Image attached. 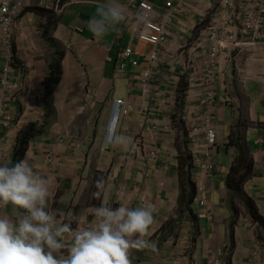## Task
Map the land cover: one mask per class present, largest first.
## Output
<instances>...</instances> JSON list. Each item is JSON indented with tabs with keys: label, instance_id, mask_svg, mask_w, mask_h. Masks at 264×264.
Returning a JSON list of instances; mask_svg holds the SVG:
<instances>
[{
	"label": "crops",
	"instance_id": "obj_1",
	"mask_svg": "<svg viewBox=\"0 0 264 264\" xmlns=\"http://www.w3.org/2000/svg\"><path fill=\"white\" fill-rule=\"evenodd\" d=\"M56 1L47 0V9H55ZM182 1L186 5L185 12L173 26L172 38L154 68L151 82L154 101L147 100L141 82L151 69L147 57L154 47L135 36L136 20H128L126 16L120 25L101 39L92 34L88 22L95 14L96 3L104 0H74L64 6L61 23L54 35L55 47L66 52L63 80L55 92L56 117L46 133L32 140L25 160L36 172L49 177L52 182L50 206L71 211L72 217L61 216V220L71 223L73 228L88 226L92 207L99 206L102 200L113 206L116 201H122L131 205L143 203L154 208L155 222L148 238L155 244L163 228L177 217L181 196L180 152L177 148L180 132L174 125L173 115L179 86L176 85V77H183L185 71L177 64L179 60L175 59L174 53L182 42L195 38L197 31L209 21L221 3V0H149L159 10L165 9L170 2L178 5ZM122 2L125 3L124 0ZM39 24L44 26L47 20L28 13L14 28L13 45L21 65H14L10 76L6 114L13 118L12 122L16 121L0 134V162L12 161L18 136L24 128L32 123L43 124L45 120V111L38 97L45 90V82L51 72L50 63L56 55V50L52 49L56 48H51L53 44L41 39L43 32ZM129 47L141 55L125 59L123 54ZM206 52L193 53L199 76H203L201 68ZM136 60L140 61L138 67L133 65ZM122 63L127 67L126 73L121 75L118 70ZM4 65L0 29V80ZM207 88H210L208 82L200 80L189 90L188 125L192 126V121L200 119L210 106L204 101ZM217 89L218 98L212 107L214 126L220 138L219 170L212 178L199 166L193 170L197 186L206 185L211 190L207 205L196 210L200 233L190 258L192 264H226L231 245L230 224L234 216L231 200L238 198L226 184L238 156L237 148L229 145L235 130L238 131L236 137H242L241 141L249 148L255 163L245 191L256 200L264 215L262 52L243 57L224 56ZM118 99H124L132 107L130 114L122 120L119 132L130 139L126 149L105 142L106 130L109 124L112 125ZM147 102L153 106L149 115L144 112ZM189 149L195 156V162L205 154L203 142L194 141L192 134ZM100 177L105 181V188L101 197H94L96 180ZM235 202L241 216L236 227L233 264H251L256 247L264 251V242H259L255 229L249 225V217L240 201ZM3 215L16 219L17 212L12 206H0V216ZM187 227L184 233L190 236L193 223L189 221ZM167 240L166 247L169 248L174 241L172 238ZM184 249L179 246L173 254L182 253ZM149 253L150 250L134 251L133 264L137 263L139 256L142 259L139 264H149ZM164 263L170 264L166 260ZM173 264H188L187 257Z\"/></svg>",
	"mask_w": 264,
	"mask_h": 264
},
{
	"label": "clouds",
	"instance_id": "obj_2",
	"mask_svg": "<svg viewBox=\"0 0 264 264\" xmlns=\"http://www.w3.org/2000/svg\"><path fill=\"white\" fill-rule=\"evenodd\" d=\"M64 6L59 14L61 17ZM126 16L127 6L122 0H104L96 3L88 27L94 36L103 39ZM191 88L190 84L189 90ZM116 107L105 142L126 149L130 139L119 132L122 120L128 115H118ZM186 111L183 117L190 139L191 125L187 123ZM96 188L93 196L101 197L105 188L103 177L96 180ZM51 195L49 177L36 172L28 161L0 162V206H12L17 212L16 219L0 216V264H133L134 251H157L155 242L148 238L155 222L154 208L122 201H116L113 206L102 200L99 206L92 207L88 226L73 228L71 223L62 221L61 216L74 214L51 207Z\"/></svg>",
	"mask_w": 264,
	"mask_h": 264
},
{
	"label": "built area",
	"instance_id": "obj_3",
	"mask_svg": "<svg viewBox=\"0 0 264 264\" xmlns=\"http://www.w3.org/2000/svg\"><path fill=\"white\" fill-rule=\"evenodd\" d=\"M62 1L57 0L55 9L61 14ZM127 6L128 20H136L135 36L141 41L154 47L150 56L147 57L151 69L142 78L144 95L148 101H154L152 94V70L162 57L165 46L172 38L173 26L185 12V3L182 1L176 5L174 2L167 4L166 8L159 10L149 0H124ZM47 0H0V29L2 34V44L6 63L3 67L0 80V134L5 128L11 126L13 118L7 116V104L9 102L10 76L13 69V34L14 28L20 21L24 12L29 8L39 7L47 9ZM201 30L193 40L182 42V46L177 48L178 65L182 66L186 75L189 76L191 87H196L201 80L208 86L204 93V101L208 106L203 116L193 120L191 134L194 141H202L205 148L203 158L195 162L207 172L209 177H213L218 170L217 157L220 146L219 133L213 122V103L218 98L219 72L221 60L224 56L243 57L245 55H255L262 52L264 55V0H221L217 10L208 22H205ZM206 50L205 63L202 69L203 76H199L193 62L195 51ZM141 54L134 48L129 47L123 57L131 58ZM187 56V57H186ZM253 60V59H252ZM140 61L133 62L138 67ZM127 64L123 63L118 70L119 74L126 73ZM181 81V77H176V85ZM118 115H129L131 107L124 99L116 102ZM152 104L148 102L145 106V113L150 114ZM210 188L206 185L198 186L194 204L206 206ZM251 264H264V251L256 247L251 256ZM220 264V262H217Z\"/></svg>",
	"mask_w": 264,
	"mask_h": 264
},
{
	"label": "trees",
	"instance_id": "obj_4",
	"mask_svg": "<svg viewBox=\"0 0 264 264\" xmlns=\"http://www.w3.org/2000/svg\"><path fill=\"white\" fill-rule=\"evenodd\" d=\"M73 1L74 0H63L62 5L64 6ZM28 13H32L40 18L46 19L47 24L44 28V37L45 39L54 38L57 28L61 23V15L57 14V12H55L54 10L34 7L24 12L22 18ZM203 27L205 26H202L198 31L200 32L201 30H203ZM53 42H55V40H53ZM16 50L17 49L15 47L14 54L17 53ZM65 55V50L60 49L59 47L56 49V57L54 56L55 58L53 57L50 63L51 76H49V78L46 80L45 90L39 97V104L44 107L46 113L45 122L43 124L32 123L21 131L17 139V145L13 153L12 162L26 159L32 140L35 137L41 136L46 133L51 125V122L56 117V108L54 106L55 90L59 86L63 78V61ZM57 56H59V58H57ZM15 63L16 62H14V65H16ZM189 89V77L187 75H184L178 88L176 110L175 114L173 115V120L175 127H177L180 132L177 139V148L180 152L179 178L181 183L180 207L178 211L180 215H188L190 217L195 227L196 241L198 238V234L200 233L199 215L193 208V205L194 198L197 195L198 187L193 179V170L195 168L194 155L190 152L189 149V131L183 117L187 106ZM236 133H238V131L235 130V132L231 134L229 145L237 148L238 156L227 176V188L235 196L240 198L241 203L243 204L249 217V220L251 222L253 221L252 223L259 225L257 231L258 238L264 239V215L262 214L256 200L249 196L245 191V185L252 178L254 173V157L246 144L241 141L242 137H236ZM231 207L233 209L234 216L230 224L231 245L226 258V264H233V254L236 248V227L241 216V210L237 207L234 199L231 200ZM173 222L174 221L169 222L165 226L164 230L166 231Z\"/></svg>",
	"mask_w": 264,
	"mask_h": 264
},
{
	"label": "rangeland",
	"instance_id": "obj_5",
	"mask_svg": "<svg viewBox=\"0 0 264 264\" xmlns=\"http://www.w3.org/2000/svg\"><path fill=\"white\" fill-rule=\"evenodd\" d=\"M46 25H42V24H39V28H41L42 30V36H41V39L44 40V41H47L51 44H53V46H51V48H56L55 45H56V40L54 38H50V39H45L44 37V28H45ZM53 40H55V42H53ZM2 47H3V44H2ZM16 47V46H15ZM14 47V48H15ZM14 48L12 47V55H13V63L16 62L15 64L16 65H21L19 59H18V55L17 53L14 54ZM58 48V47H57ZM56 48V49H57ZM56 49H52L53 51H55ZM60 49H62L60 47ZM17 52V50H16ZM56 53V52H55ZM56 57V56H55ZM54 57V58H55ZM57 58H59V56H57ZM17 60V61H15ZM14 68V66H13ZM64 68V66H63ZM13 70V69H12ZM51 70V68H50ZM12 73V72H11ZM51 76V72H50V75ZM64 76V74H63ZM49 78V77H48ZM63 80V78H62ZM62 82V81H61ZM60 82V84H61ZM59 84V85H60ZM59 87V86H58ZM57 87V88H58ZM56 88V90H57ZM55 90V92H56ZM42 94V93H41ZM40 97V96H39ZM39 97H38V102H39ZM55 100V99H54ZM41 108L44 110V107L40 104ZM55 106V104H54ZM45 111V110H44ZM16 119V118H15ZM46 119V113H45V118ZM16 121V120H15ZM14 121V122H15ZM12 122V123H14ZM45 122V120H44ZM40 124V123H39ZM12 125V124H11ZM234 198H232L233 200ZM235 200H238L240 201L241 203V200L240 198H236ZM234 200V201H235ZM236 203V202H235ZM242 204V203H241ZM243 206V204H242ZM244 207V206H243ZM193 208L195 210L199 209L198 205H193ZM174 222L167 228V230L165 231L164 228L163 230L159 233V237L157 238L158 242L156 243V246H157V251H161L160 252H151L149 253L147 256L150 258V261H149V264H165L164 261H168L170 264H173L175 263V261H182L184 257H187V262L188 264H192V261H191V256L194 252V249H195V239H196V231H195V227L193 225V233L188 236L186 235L184 232L185 230H187V225H188V222L191 221L190 217L188 215H180L179 211L177 212V217L173 220ZM192 222V221H191ZM253 222V221H252ZM250 221L249 225L252 226L253 229H255L256 233L258 231V228H259V225L255 224V223H252ZM193 223V222H192ZM248 224V223H247ZM199 236V234H198ZM258 237V236H257ZM263 237V236H262ZM172 238V242L170 245L169 248L166 247V245L168 244V240L167 239H171ZM264 238V237H263ZM259 239V238H258ZM259 242L260 243H263L264 242V239H259ZM179 243V244H178ZM185 247L184 251L182 253L180 252H177L176 254H173L176 250L177 251V247ZM180 249V248H179ZM159 255V256H158ZM173 255V256H172ZM185 255V256H184ZM146 256L143 254V257ZM157 256V257H156ZM180 257V258H178ZM226 256H224V260H225ZM142 262V259L141 257L139 256V259L137 261L136 264H139Z\"/></svg>",
	"mask_w": 264,
	"mask_h": 264
}]
</instances>
